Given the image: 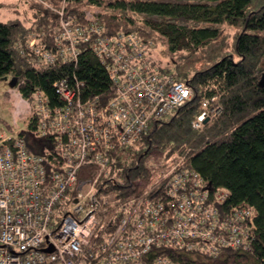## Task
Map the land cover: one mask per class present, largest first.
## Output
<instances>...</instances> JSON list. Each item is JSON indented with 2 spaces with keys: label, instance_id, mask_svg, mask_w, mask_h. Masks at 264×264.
I'll list each match as a JSON object with an SVG mask.
<instances>
[{
  "label": "built area",
  "instance_id": "built-area-1",
  "mask_svg": "<svg viewBox=\"0 0 264 264\" xmlns=\"http://www.w3.org/2000/svg\"><path fill=\"white\" fill-rule=\"evenodd\" d=\"M64 1L51 8L56 49L38 48L34 33L27 49L47 66L74 63L89 49L112 91L84 99L59 81L58 103L34 94L27 139L0 131V264H179L175 252L216 259L244 247L252 211L221 213L225 194H212L182 157L170 164L153 158L148 183L117 177L115 156L137 146L150 122L190 102L193 91L162 70L163 46L132 32L105 35L99 21L77 25ZM216 101L202 102L195 129L220 113Z\"/></svg>",
  "mask_w": 264,
  "mask_h": 264
},
{
  "label": "trees",
  "instance_id": "trees-1",
  "mask_svg": "<svg viewBox=\"0 0 264 264\" xmlns=\"http://www.w3.org/2000/svg\"><path fill=\"white\" fill-rule=\"evenodd\" d=\"M58 7L61 0H40ZM42 3L29 7L32 19L0 22V81L11 76L22 96L33 100L42 91L58 103L54 83L87 98L102 100L111 93L107 70L89 49L74 63L40 64L26 47L34 33L38 48L54 51L57 17ZM66 13L77 25L99 21L105 35L132 32L164 47L162 70L188 83L193 98L169 117L150 122L135 147L115 156L116 175L126 184L148 183L154 172L144 157L170 164L183 158V168L195 172L211 193L223 192L221 213L240 208L252 211L246 222L244 247L226 249L216 259L175 252L179 264H264V0H66ZM158 17L154 25L138 16ZM192 23L196 26H190ZM203 25V26H200ZM237 29L232 36L226 29ZM217 98L221 111L193 127L205 109L202 102ZM211 107V106H210ZM28 129H34L33 119ZM28 132V131H27ZM27 139V133H19ZM146 152L145 155L143 153ZM141 157V159H139ZM88 173V172H87ZM211 194V196H212ZM223 210V211H222Z\"/></svg>",
  "mask_w": 264,
  "mask_h": 264
},
{
  "label": "rangeland",
  "instance_id": "rangeland-1",
  "mask_svg": "<svg viewBox=\"0 0 264 264\" xmlns=\"http://www.w3.org/2000/svg\"><path fill=\"white\" fill-rule=\"evenodd\" d=\"M34 2L42 3L40 0H0V22L21 21L26 24L32 19L31 10L28 9ZM61 2L62 0L60 3ZM42 4L46 6L49 12L53 13L52 9L54 6L46 2ZM64 5H66L65 1ZM138 17L141 20H149L154 25L163 23V20L158 17H149L145 15H139ZM188 24L190 26H196L192 23ZM226 31L232 36L237 32V29L228 28ZM158 47L161 48V46L158 45L156 49H158ZM11 82V76H7L4 80L0 81V131L7 135H17L19 133L26 134L28 125L33 119V100L25 99L18 88ZM159 157V152L150 153L144 157L143 164L147 165L151 163L152 158L156 159Z\"/></svg>",
  "mask_w": 264,
  "mask_h": 264
},
{
  "label": "water",
  "instance_id": "water-1",
  "mask_svg": "<svg viewBox=\"0 0 264 264\" xmlns=\"http://www.w3.org/2000/svg\"><path fill=\"white\" fill-rule=\"evenodd\" d=\"M11 83L13 84V82H11ZM260 84L261 85H264V75L262 76V79L260 81ZM145 154H146V152L143 153V155H145ZM139 159H141V157Z\"/></svg>",
  "mask_w": 264,
  "mask_h": 264
}]
</instances>
